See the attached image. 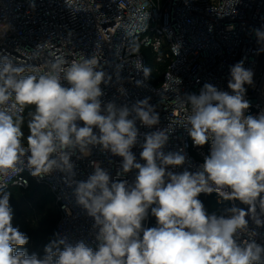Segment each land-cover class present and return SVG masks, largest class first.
I'll return each mask as SVG.
<instances>
[{"label": "clouds", "instance_id": "obj_1", "mask_svg": "<svg viewBox=\"0 0 264 264\" xmlns=\"http://www.w3.org/2000/svg\"><path fill=\"white\" fill-rule=\"evenodd\" d=\"M256 35L264 41V31ZM25 71L8 57L0 61V174L16 171L25 155L33 176L53 170L67 174L76 203L94 220L99 243L93 250L83 241L73 245L59 238L45 246L43 258L17 251L29 238L13 227L10 193L0 184V264H264V246L255 240L237 242L247 232V215L264 225L257 215V206L264 213V113L244 114L250 107L244 85L252 83V72L242 62L230 67L231 93L206 83L199 95L181 99L190 114L180 125L194 145L211 144L200 170L182 173L167 170L185 162L180 152L163 151L171 125L144 134L140 158L145 163L137 162L131 151L138 141L136 121L152 128L159 124V113L148 97L131 109L114 102L102 107L100 85L111 77L106 79L95 57L71 64L57 58L38 76L21 75ZM143 74L147 79L151 69L143 68ZM13 94L21 107L35 105L26 147L21 122L4 107ZM97 145L123 158L122 173L138 170L134 185L113 181L95 162L86 181L71 179V157L77 151L87 156ZM213 192L226 201H241L247 211L234 206L228 216L209 215L198 196ZM150 207L157 226L143 228Z\"/></svg>", "mask_w": 264, "mask_h": 264}, {"label": "built area", "instance_id": "obj_2", "mask_svg": "<svg viewBox=\"0 0 264 264\" xmlns=\"http://www.w3.org/2000/svg\"><path fill=\"white\" fill-rule=\"evenodd\" d=\"M256 30L264 31V0H0V61L8 57L13 66L27 69L21 75L38 76L57 58L71 64L95 57L106 79L111 77L100 85L102 107L114 102L118 108L131 109L148 97L159 113V124L152 128L136 121L139 135L131 151L137 162L145 163L140 158L144 134L171 125L173 131L163 151L180 152L185 162L167 170L196 172L209 155L211 144L194 145L187 129L180 125L190 114V106L181 107V99L188 94L199 95L206 83L231 93L230 67L242 62L252 72V83L244 85V98L250 105H260L257 110L264 113V41H258ZM139 45L148 47L156 62L169 61L157 85L144 77L147 61ZM176 78L181 81L178 85ZM62 85L69 86L67 81ZM4 107L18 121L26 105L16 104L13 94ZM21 143L27 146V142ZM90 148L87 156L77 151L71 157L75 166L72 180L86 181L95 162L113 181L134 185L137 169L122 173V157L98 145ZM68 179L59 170L33 176L27 155L16 171L0 174L5 191L11 185H43L52 193L59 211L56 238H65L73 245L83 241L96 250L99 242L94 220L76 203L75 185L70 186ZM257 215L264 221L259 207ZM238 238V243L255 240L264 246V225L258 226L251 217L247 232Z\"/></svg>", "mask_w": 264, "mask_h": 264}, {"label": "trees", "instance_id": "obj_3", "mask_svg": "<svg viewBox=\"0 0 264 264\" xmlns=\"http://www.w3.org/2000/svg\"><path fill=\"white\" fill-rule=\"evenodd\" d=\"M147 61V68L151 69L148 77L150 83L157 85L161 82L166 70L168 60L156 62L155 57L148 47L139 45ZM35 111V105H26L24 115L18 120L21 122L23 138L27 142L30 135L28 123L31 119L29 113ZM10 193V207L13 212L12 225L29 239L24 246H17V251H26L28 255L37 254L39 258L45 255V246L52 240H57L55 225L59 218V211L50 193L43 185L31 183L27 188L11 185L7 190Z\"/></svg>", "mask_w": 264, "mask_h": 264}, {"label": "water", "instance_id": "obj_4", "mask_svg": "<svg viewBox=\"0 0 264 264\" xmlns=\"http://www.w3.org/2000/svg\"><path fill=\"white\" fill-rule=\"evenodd\" d=\"M264 89V88H263ZM260 105H250V107L246 111V116H258L260 115L258 112V108ZM264 196V193L261 194ZM198 199L203 203L204 208L206 212L211 215L215 214L217 216H228L230 213L227 211V209H230L231 207H238L241 209H244L247 211L248 205L243 204L239 200H232V201H226L223 200L221 197L218 196L217 193L213 192L211 194L201 193L198 196ZM152 207H155V205H152ZM258 207V206H257ZM245 219L248 221V224L250 225L251 222V215H247ZM151 228L157 226L156 218L151 214V207L148 209V216L147 218L142 222V227L144 228ZM142 235V233H141ZM240 238H237V242H239Z\"/></svg>", "mask_w": 264, "mask_h": 264}]
</instances>
